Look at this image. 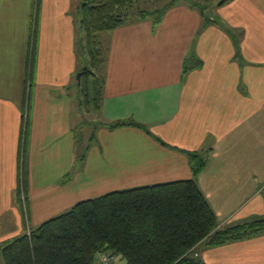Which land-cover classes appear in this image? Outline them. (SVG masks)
I'll use <instances>...</instances> for the list:
<instances>
[{"label":"crops","instance_id":"0c3cea01","mask_svg":"<svg viewBox=\"0 0 264 264\" xmlns=\"http://www.w3.org/2000/svg\"><path fill=\"white\" fill-rule=\"evenodd\" d=\"M223 1L101 34L102 112L79 158L74 0H0V255L83 200L159 183L195 178L220 223L264 217V0ZM129 119L167 146L107 125ZM189 153L206 160L197 177ZM196 249L205 264H264V234Z\"/></svg>","mask_w":264,"mask_h":264},{"label":"trees","instance_id":"16d2710c","mask_svg":"<svg viewBox=\"0 0 264 264\" xmlns=\"http://www.w3.org/2000/svg\"><path fill=\"white\" fill-rule=\"evenodd\" d=\"M141 1L81 0L77 43L84 65L78 69L82 72L78 86L88 102L90 75H96L94 70L102 55L99 33L142 18L158 23L176 4L172 0L161 8H144ZM225 1L229 0L222 3ZM199 4L192 2L191 6L205 13L208 8ZM194 63L187 59L185 70L194 68ZM107 125L141 128L167 146L135 120ZM188 155L197 177L206 160L197 153ZM219 225L194 178L127 188L83 200L37 226L26 227L2 247L1 256L4 264H98V250L112 249L120 254L122 264H205L196 249L200 244L218 246L264 234V217L223 228Z\"/></svg>","mask_w":264,"mask_h":264},{"label":"rangeland","instance_id":"374dc122","mask_svg":"<svg viewBox=\"0 0 264 264\" xmlns=\"http://www.w3.org/2000/svg\"><path fill=\"white\" fill-rule=\"evenodd\" d=\"M172 0H142L140 2L141 7L144 8H161L167 3H169ZM218 0H176V4L178 3H187V4H192V2H199L200 7L203 8L206 6L208 9L205 10V13L211 9H213L215 6L214 3H216ZM81 0H74V5L77 13L79 12V6H80ZM175 4V5H176ZM73 5V6H74ZM139 20V19H138ZM137 21V20H136ZM104 32L99 33L98 35V40L101 44V49H102V55L100 58V63L98 64L97 68L94 70L96 72V75H90V82L92 83V88H91V98L90 102L84 98L85 96L83 93L81 94L79 91L80 88L78 86V80H76V89L79 92V97H77L78 101L80 102V99L82 103H79V106L74 103V106L76 105V108L72 119L74 121V133L76 134V153L77 156L80 158L81 155L84 152V148L86 147L87 139L89 138L90 134L95 131V123L97 120V114L101 113L100 109L102 108L101 103H100V98L98 97L97 91L101 88L102 81L104 79V62L106 60V49L105 46L102 44L100 36ZM77 40H78V32H77ZM77 43V47H78ZM78 55V53H77ZM89 62V61H88ZM83 59L78 55V69L83 66ZM78 70L76 73V76L74 79L77 78ZM72 94V93H71ZM81 94V98H80ZM81 108V109H80ZM81 113V114H79ZM96 119V120H95ZM80 121L79 123H77ZM78 124V126H77ZM26 130V129H25ZM259 218V217H257ZM249 221V220H248ZM247 222V221H244ZM244 222H239V223H244ZM238 222L234 221H229L220 223L219 227H227V226H233V225H238ZM219 228V229H220ZM0 255V264H4L3 260L1 259ZM120 259V258H119ZM120 263L122 264V260L120 259Z\"/></svg>","mask_w":264,"mask_h":264},{"label":"built area","instance_id":"2783aa9c","mask_svg":"<svg viewBox=\"0 0 264 264\" xmlns=\"http://www.w3.org/2000/svg\"><path fill=\"white\" fill-rule=\"evenodd\" d=\"M22 198L25 202L24 195H22ZM119 258L120 254L112 249H99L96 254L98 264H121Z\"/></svg>","mask_w":264,"mask_h":264},{"label":"water","instance_id":"95a60500","mask_svg":"<svg viewBox=\"0 0 264 264\" xmlns=\"http://www.w3.org/2000/svg\"><path fill=\"white\" fill-rule=\"evenodd\" d=\"M206 14L208 16H210V12L209 11H207ZM81 77H82V72H78V74H77V80H78L79 85L81 83Z\"/></svg>","mask_w":264,"mask_h":264}]
</instances>
